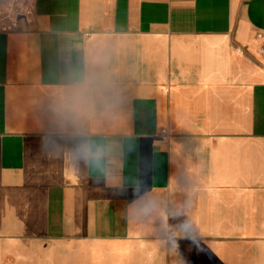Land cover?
<instances>
[{"label": "crops", "instance_id": "1", "mask_svg": "<svg viewBox=\"0 0 264 264\" xmlns=\"http://www.w3.org/2000/svg\"><path fill=\"white\" fill-rule=\"evenodd\" d=\"M263 40L264 0H36L0 34V264H264Z\"/></svg>", "mask_w": 264, "mask_h": 264}, {"label": "built area", "instance_id": "2", "mask_svg": "<svg viewBox=\"0 0 264 264\" xmlns=\"http://www.w3.org/2000/svg\"><path fill=\"white\" fill-rule=\"evenodd\" d=\"M36 13V0H0V34H10L18 30L20 24H31ZM260 54V66L264 68V40ZM162 135L167 139V130H162Z\"/></svg>", "mask_w": 264, "mask_h": 264}]
</instances>
